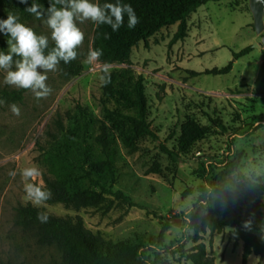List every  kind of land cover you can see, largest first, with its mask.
<instances>
[{"label":"rangeland","instance_id":"1","mask_svg":"<svg viewBox=\"0 0 264 264\" xmlns=\"http://www.w3.org/2000/svg\"><path fill=\"white\" fill-rule=\"evenodd\" d=\"M9 12L51 40L46 24L34 16L27 20L24 7L0 2V18L6 19ZM78 26L84 39L76 50L83 57L84 71L66 79L58 65L47 73L46 83L52 88L47 98L36 100L27 90L23 101L15 103L20 108L19 116L10 111L12 103L0 107V262L52 264L59 259L55 247L40 245L33 231L15 222L16 208L29 204L22 201L19 171L38 167L42 174L32 182L45 186L46 168L38 141H48L47 132L55 129L57 113L71 111L72 118L65 121V126L77 139L96 134L99 121L107 118L100 101L104 72L120 66L99 60L89 64L86 57L92 49L95 24L88 20ZM188 27L187 37L173 45L170 41L178 24L133 50L132 67L144 78L149 121L158 138L145 135L133 145L120 140L115 188L147 208L118 206L107 213L93 207L74 210L61 203H45L41 208L49 214L81 216L89 229L115 241L140 237L148 242L159 235L166 218H170L164 244L171 248L164 255L169 264H194L181 256L180 245L186 250L195 245L196 227L207 214L199 204L203 189L209 188L207 180L221 171L236 150L243 152L240 174L228 177L226 183L234 187L251 181L264 184V47H255L262 36L254 29L249 0L210 1L189 16ZM6 39L0 35V48L5 50ZM247 46L253 50L234 61L233 52ZM230 62L234 64L228 74H196ZM4 75L0 70L1 88L20 89L4 84ZM78 104L85 109V117ZM190 119L204 128V138L182 160L174 161L162 147L176 148L182 125ZM155 164L161 172L149 173ZM12 170L17 172L15 177L9 175ZM219 193H214L216 204L222 198ZM234 209L243 216L256 209L264 213V195L251 208L243 199ZM229 230L212 235L200 229L198 235L217 263L240 264V242L229 239ZM254 262L252 258L250 264Z\"/></svg>","mask_w":264,"mask_h":264},{"label":"trees","instance_id":"2","mask_svg":"<svg viewBox=\"0 0 264 264\" xmlns=\"http://www.w3.org/2000/svg\"><path fill=\"white\" fill-rule=\"evenodd\" d=\"M15 2L22 7L19 0H0ZM210 1L221 0H123L130 4L139 22L134 29L127 27V16L123 26L113 32L108 25H95L92 37V49H100L99 61L107 65H119V69L104 72L101 103L106 112V120H100L96 134L77 139L70 133L65 121L72 118L70 110L60 112L54 120L55 129L47 132L45 144L38 141L45 164L44 188L52 193L48 204H64L67 208H100L105 213L118 206L127 208L147 207L136 202L121 189H116L117 164L121 158L119 142L133 145L137 139L157 134L149 121V104L142 75L133 69L132 55L134 47L149 40L162 29L178 23L170 45L187 37L189 32L188 18L201 6ZM45 9L48 0H37ZM115 3V0H99ZM25 11V18L32 17ZM19 21L29 26L24 19ZM49 40V47L53 46ZM252 46L233 52L234 61L249 54ZM77 51V50H76ZM77 58L65 64L60 62L61 75L70 79L84 71L83 57L78 52ZM15 59V57H14ZM233 62L222 68H214L196 74H228L233 69ZM26 89H8L0 87V100L5 103L22 102ZM2 105H0L1 107ZM77 109L85 117L86 111L80 104ZM204 128L194 119L182 125L181 136L176 148L162 149L174 161L191 153L193 147L204 138ZM243 152L236 150L231 160L225 163L219 173L208 179L209 188L204 187L199 199L207 210L196 227L197 235L193 237L195 245L186 250L183 244L179 251L181 256L194 264H219L216 258L207 251L206 243L200 241L199 230L210 231L212 235L229 230V239L235 244L243 242L242 262L248 264L252 254L264 259V233L261 223L264 213L261 209L249 211L245 216L235 212V207L247 201L249 208L259 203L264 195V184L258 182L238 183L237 187L226 183L228 177L240 174ZM161 167L155 164L149 173H159ZM220 192L221 201L216 204L214 193ZM238 198V201H237ZM44 211L32 204L19 205L16 208L15 222L26 230L33 231L40 245L55 247L60 256L52 264H169L165 254L171 248L166 247L165 234L171 228V219L166 218L158 236L151 237L148 242L140 237L115 241L107 238L100 231L89 229L81 216H59L47 213L46 222L37 219V212ZM45 212V211H44ZM252 220L251 230L242 224ZM260 233V235L258 234ZM0 264H13L1 261Z\"/></svg>","mask_w":264,"mask_h":264},{"label":"clouds","instance_id":"3","mask_svg":"<svg viewBox=\"0 0 264 264\" xmlns=\"http://www.w3.org/2000/svg\"><path fill=\"white\" fill-rule=\"evenodd\" d=\"M19 3L26 6L27 13L46 24L54 43L49 47L48 36L37 34L9 12L6 19L0 18V35L7 38L6 50L0 48V70L5 73L4 84L30 90L36 100L47 98L52 92L51 86L46 83L47 73L55 71L61 61L67 64L77 58L76 49L84 39L78 24L90 20L95 25H108L116 32L123 26L125 15L129 29H134L139 22L133 7L123 0L103 4L99 0H48L46 9L37 0H19ZM101 55L100 49H89L86 61L91 64ZM4 103L0 100V105ZM9 108L13 115L21 114L15 103ZM41 174L36 166L19 171L23 181L22 201L36 208H42L52 195L49 189L32 182ZM9 175L15 177L16 170L10 171ZM37 219L46 222L47 213L38 211ZM251 225L252 220L249 219L243 222L242 227L250 231ZM261 231L264 233V222L261 223Z\"/></svg>","mask_w":264,"mask_h":264},{"label":"water","instance_id":"4","mask_svg":"<svg viewBox=\"0 0 264 264\" xmlns=\"http://www.w3.org/2000/svg\"><path fill=\"white\" fill-rule=\"evenodd\" d=\"M249 5L254 17V29L262 36L261 42L256 43L255 47H264V0H249Z\"/></svg>","mask_w":264,"mask_h":264},{"label":"crops","instance_id":"5","mask_svg":"<svg viewBox=\"0 0 264 264\" xmlns=\"http://www.w3.org/2000/svg\"><path fill=\"white\" fill-rule=\"evenodd\" d=\"M178 24V23H177ZM165 29V28H164ZM164 29H162L161 31H163ZM140 45V44H139ZM137 47V46H136ZM136 47H134V48H136ZM134 50V49H133ZM264 210V209H263ZM237 249H239V250H241L242 249V252H243V242H240V244H239V246H238V248ZM256 255L255 254H252L250 257H249V259H248V264H250V260L252 259V258H254L255 259V262H254V264H264V259H261L259 256H257V257H255Z\"/></svg>","mask_w":264,"mask_h":264}]
</instances>
